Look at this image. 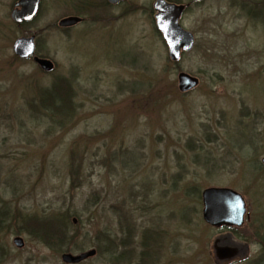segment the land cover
Masks as SVG:
<instances>
[{"label": "rangeland", "instance_id": "obj_1", "mask_svg": "<svg viewBox=\"0 0 264 264\" xmlns=\"http://www.w3.org/2000/svg\"><path fill=\"white\" fill-rule=\"evenodd\" d=\"M17 1L0 0V264L264 259V0H177L194 36L177 62L155 28L154 0H40L37 17L21 25L10 18ZM72 14L83 21L59 28ZM31 34L52 71L13 55V40ZM178 72L197 85L179 91ZM60 80L71 94L63 118L38 106ZM209 186L243 196L241 226L202 220ZM65 213L67 239L56 247L24 223ZM108 238L124 252L119 261ZM216 246L234 255L218 259ZM90 249L78 263L61 260Z\"/></svg>", "mask_w": 264, "mask_h": 264}, {"label": "water", "instance_id": "obj_2", "mask_svg": "<svg viewBox=\"0 0 264 264\" xmlns=\"http://www.w3.org/2000/svg\"><path fill=\"white\" fill-rule=\"evenodd\" d=\"M109 4H117L126 0H106ZM40 0H18L10 11V18L16 24L29 23L37 16ZM154 10L155 27L161 34L167 48V56L172 62L180 59L181 53L188 52L194 45L193 34L183 28L179 22L185 6L175 4L166 0H154L152 2ZM82 20L80 16L68 15L58 20L57 25L61 28L76 25ZM12 52L21 59L29 57L43 71H51L53 62L45 57L35 54V36H19L15 38L11 45ZM178 89L181 92L194 88L198 79L185 72L177 74ZM203 221L212 226H241L244 222L245 202L241 194L237 191L220 186H209L201 191ZM75 221V218L73 219ZM17 248L24 244L20 236H15L12 240ZM95 254V249H90L79 254L64 252L61 260L64 263H78ZM215 254L218 259L231 257L234 255L233 247L216 246Z\"/></svg>", "mask_w": 264, "mask_h": 264}, {"label": "trees", "instance_id": "obj_3", "mask_svg": "<svg viewBox=\"0 0 264 264\" xmlns=\"http://www.w3.org/2000/svg\"><path fill=\"white\" fill-rule=\"evenodd\" d=\"M172 2H177V0H169ZM85 4V3H84ZM105 6L108 4L106 2L103 3ZM244 7V6H243ZM69 83L64 82L63 80L58 81L57 83H53L52 87L45 88L42 92L39 93V100H40V107L41 110L45 111L46 113H49L50 115V109L56 112V115H58L60 118H63V116H67V114H70V105H69V99L71 97L70 89H69ZM35 110V108H33ZM31 110V115L34 116L35 112ZM51 116H53L51 114ZM55 116V115H54ZM251 147L254 149V151L257 149L256 141L251 139ZM249 145V142H248ZM211 160L207 162V164H211ZM206 163V160H205ZM216 163H213L214 167ZM262 166V162L260 163V167ZM69 216V213H65V216H59V215H49L44 218H38V217H30L26 220H24L25 225H27L30 228V233L32 235H35L37 239H39L41 242L46 244L49 247H56L64 243V241L67 239V229H66V220ZM105 234H103V237L105 238ZM148 243L143 244L144 247H149L152 245L149 241H151L150 235L146 236ZM103 238L101 237V240ZM120 248V251L117 249ZM106 251L108 253V256L111 257V259L115 261H119L120 258L123 256V251L121 250L120 245L114 244V240L108 238L107 239V247ZM102 252V250H101ZM148 254H144V257L147 258ZM143 257V258H144ZM2 259V257L0 256ZM149 259L147 258V261ZM148 264V262H147ZM250 264H264L263 258H257L250 262Z\"/></svg>", "mask_w": 264, "mask_h": 264}, {"label": "flooded vegetation", "instance_id": "obj_4", "mask_svg": "<svg viewBox=\"0 0 264 264\" xmlns=\"http://www.w3.org/2000/svg\"><path fill=\"white\" fill-rule=\"evenodd\" d=\"M83 21V20H82Z\"/></svg>", "mask_w": 264, "mask_h": 264}]
</instances>
